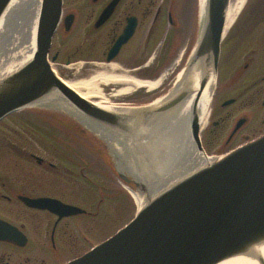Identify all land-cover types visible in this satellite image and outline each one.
I'll use <instances>...</instances> for the list:
<instances>
[{"label": "water", "instance_id": "1", "mask_svg": "<svg viewBox=\"0 0 264 264\" xmlns=\"http://www.w3.org/2000/svg\"><path fill=\"white\" fill-rule=\"evenodd\" d=\"M117 2L109 5L105 18ZM229 3L205 1L199 40L185 70L187 76L199 65L194 117L184 140L195 144L193 167L185 169L180 181L160 185L150 175L151 167H157V152H152L137 121L175 111L189 93L183 91L156 108L127 106L133 109L128 113L98 107L71 89L51 66L49 52L63 0H0V121L32 106L53 107L100 138L106 136L117 173L145 192L146 204L127 225L66 264H264V137L224 157H209L200 139ZM135 25L129 22L107 63L133 36ZM24 202L61 218L86 213L55 199Z\"/></svg>", "mask_w": 264, "mask_h": 264}, {"label": "flooded vegetation", "instance_id": "2", "mask_svg": "<svg viewBox=\"0 0 264 264\" xmlns=\"http://www.w3.org/2000/svg\"><path fill=\"white\" fill-rule=\"evenodd\" d=\"M113 1L63 0L61 18L49 52L50 61L62 60L66 65L81 61L82 69L84 65L91 66L85 68L87 73L111 72L146 78L149 67L146 24L158 0H118L113 12L105 18L104 12ZM246 7L221 43L216 83L207 120L200 132L202 147L210 157L230 155L264 137V0H254L251 21L243 20ZM161 13L162 7L158 6L151 29L159 26ZM170 18L173 13H169ZM130 21L136 24L133 36L117 56L106 63ZM107 65H117L118 69L109 70ZM18 112L29 116L31 123L38 124L36 130L49 134L46 142L55 140L57 134L52 133L59 131L54 123L66 115L45 106H32ZM10 146L13 150V145ZM29 157L39 166L46 164L35 154ZM49 166L54 168H39L38 178L32 168H0V221L4 223L0 224L3 236L0 237V264H66L99 244H93L83 233L79 218L94 219L100 215L105 197L101 195L98 199L97 194L102 187L94 181L83 180V164L75 168L78 177L70 172L71 168ZM50 174H54L52 181L48 180ZM84 189L88 200L85 202L97 201L95 211L85 208L83 200H79L84 197ZM24 198L55 199L80 207L86 213L61 218L49 210L26 205ZM67 254L72 257H66Z\"/></svg>", "mask_w": 264, "mask_h": 264}, {"label": "rangeland", "instance_id": "3", "mask_svg": "<svg viewBox=\"0 0 264 264\" xmlns=\"http://www.w3.org/2000/svg\"><path fill=\"white\" fill-rule=\"evenodd\" d=\"M198 1L158 0V4L148 17L146 24L149 63L147 77H134L152 81L164 75L165 79L155 91L148 92L147 89L138 88L129 94L122 95L117 94L122 86L103 85L102 91L107 98L106 105L150 106L153 102L168 96L177 81L183 80L192 49L198 41L202 28ZM253 4L254 0H247L244 21H251L250 14ZM158 6L162 7L159 26L157 29H151ZM169 13H173V21H175L173 25L169 22ZM140 39L141 37L138 38L137 43L140 42ZM158 60L160 64L157 63ZM130 61L134 62V59H130ZM80 64L81 61H73L71 65H66V62L61 60L53 63V69L66 81L89 79L94 73H87L86 69L91 66L84 65V69H82V64ZM157 64L158 67H156ZM106 68L110 70L109 66ZM188 79L184 84L185 90L190 88ZM63 116L65 118L54 123L59 133H52L57 134L53 142H46L49 134L42 130H36L38 124L31 123L32 119L23 112L14 113L0 121V168H25V170L32 168L36 172L35 177L38 178V173L41 171L39 168H54L49 166L52 164L55 168H71L70 172H75L73 174L78 177L79 172L75 168L83 164L85 175L83 180L94 181L99 188L101 186L102 189H99L97 197L99 199L103 195L105 201L101 205L99 216L94 219L81 217L79 220L83 227V233L93 241L92 243H102L127 225L138 212L129 192V188L137 190V187L121 183L123 180L118 177L109 143L77 120L68 115ZM8 145H13V150ZM29 154H35L44 159L45 166H39L34 159L29 157ZM50 175L48 180L52 181L54 174ZM59 178L61 179V177ZM80 190L82 192V189ZM98 191L94 190V192ZM85 193L86 189H84V194L82 193L84 197H80L79 200H83L81 203L85 208H89L91 211L93 208L95 211L97 201L92 204L85 202L88 201ZM86 247L88 249L89 246ZM68 256L72 257L70 254H67L66 257Z\"/></svg>", "mask_w": 264, "mask_h": 264}, {"label": "bare ground", "instance_id": "4", "mask_svg": "<svg viewBox=\"0 0 264 264\" xmlns=\"http://www.w3.org/2000/svg\"><path fill=\"white\" fill-rule=\"evenodd\" d=\"M205 1L206 0L198 1L199 16L202 24L204 21ZM246 2L247 0H230L227 11L225 34H227L238 19ZM193 51L194 50H192L190 56L193 55ZM105 66L103 65V67ZM110 68L115 70L118 69V66L110 65ZM198 71L199 65L194 66L187 76H183L182 81H177L175 87L168 96L153 102L149 107H159L177 94H182L183 91H189V97L182 106L167 115L153 118L150 121H137V127L144 129L149 147H154L152 152H157V167H151L150 175L160 185H169L172 182L180 181L183 178L185 169L193 167L195 144L193 140L188 142H184V140L190 134V125L194 117ZM186 77L189 78L188 80L190 83V88L187 86L188 90H185L184 85L186 84ZM164 79V75H161L157 80L151 81L141 80L128 74L97 72L87 80H65V82L71 89L79 93L83 99L93 102L98 107L116 113H128L133 109L139 110V107L132 109L124 104L106 105L105 102L107 98L102 91L103 85L111 84L122 86L117 91L118 95H122L129 94L138 88L147 89L148 92L155 91L162 84ZM142 107L140 109H142ZM207 116L208 110L200 123L201 128L205 126ZM103 137L108 142V138L104 135ZM204 158L206 163H209L210 159L206 156H204ZM129 192L139 211L147 202L146 196H144L145 192L141 193L131 188H129Z\"/></svg>", "mask_w": 264, "mask_h": 264}, {"label": "trees", "instance_id": "5", "mask_svg": "<svg viewBox=\"0 0 264 264\" xmlns=\"http://www.w3.org/2000/svg\"><path fill=\"white\" fill-rule=\"evenodd\" d=\"M51 116V115H50Z\"/></svg>", "mask_w": 264, "mask_h": 264}]
</instances>
